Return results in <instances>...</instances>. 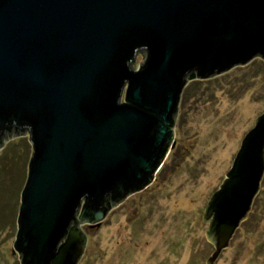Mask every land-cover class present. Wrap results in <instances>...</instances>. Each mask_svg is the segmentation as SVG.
Wrapping results in <instances>:
<instances>
[{
    "label": "water",
    "instance_id": "water-1",
    "mask_svg": "<svg viewBox=\"0 0 264 264\" xmlns=\"http://www.w3.org/2000/svg\"><path fill=\"white\" fill-rule=\"evenodd\" d=\"M261 57L264 0H0V150L23 133L32 144L21 264H80L83 226L157 182L188 82ZM263 186L264 112L204 211L208 264Z\"/></svg>",
    "mask_w": 264,
    "mask_h": 264
},
{
    "label": "rangeland",
    "instance_id": "rangeland-1",
    "mask_svg": "<svg viewBox=\"0 0 264 264\" xmlns=\"http://www.w3.org/2000/svg\"><path fill=\"white\" fill-rule=\"evenodd\" d=\"M141 61L139 53L135 68ZM181 106L176 145L157 182L116 206L114 216L83 226L88 242L80 264H208L215 247L204 211L264 112V59L190 80ZM29 138L11 137L0 150V264H21L14 241ZM217 264H264V186L252 218L240 224Z\"/></svg>",
    "mask_w": 264,
    "mask_h": 264
},
{
    "label": "flooded vegetation",
    "instance_id": "flooded-vegetation-1",
    "mask_svg": "<svg viewBox=\"0 0 264 264\" xmlns=\"http://www.w3.org/2000/svg\"><path fill=\"white\" fill-rule=\"evenodd\" d=\"M139 66H140V65H139ZM171 148H172V147H171ZM170 151H171V150H170ZM155 177H156V176H155ZM153 182H154V181H153ZM153 182H152V183H153ZM149 186H150V185H149ZM149 186H148V187H149ZM148 187H147V188H148ZM147 188H146V189H147ZM144 190H145V189H144ZM142 191H143V190H142ZM140 192H141V191H140ZM136 193H138V192H136ZM134 194H135V193H134ZM115 201H118V200H113L111 197H108L107 200H106V202L109 203V204H112V203H114ZM119 201H120V200H119ZM121 202H122V201H121Z\"/></svg>",
    "mask_w": 264,
    "mask_h": 264
},
{
    "label": "trees",
    "instance_id": "trees-1",
    "mask_svg": "<svg viewBox=\"0 0 264 264\" xmlns=\"http://www.w3.org/2000/svg\"><path fill=\"white\" fill-rule=\"evenodd\" d=\"M174 143H175V140H174ZM174 143H173V146H172V148H171V151L173 150V148H174ZM13 159H16V157L14 156V158Z\"/></svg>",
    "mask_w": 264,
    "mask_h": 264
}]
</instances>
